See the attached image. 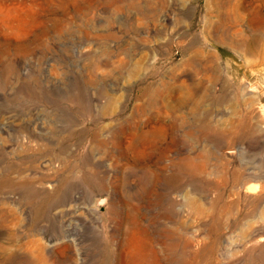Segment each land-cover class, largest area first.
Segmentation results:
<instances>
[{
    "label": "rangeland",
    "instance_id": "374dc122",
    "mask_svg": "<svg viewBox=\"0 0 264 264\" xmlns=\"http://www.w3.org/2000/svg\"><path fill=\"white\" fill-rule=\"evenodd\" d=\"M263 222L264 0H0V264H264Z\"/></svg>",
    "mask_w": 264,
    "mask_h": 264
},
{
    "label": "bare ground",
    "instance_id": "6f19581e",
    "mask_svg": "<svg viewBox=\"0 0 264 264\" xmlns=\"http://www.w3.org/2000/svg\"><path fill=\"white\" fill-rule=\"evenodd\" d=\"M206 127V126H205ZM188 166V170L189 172L191 173V175H194L196 173V170H197V164H196V161L193 159V160H190L187 164ZM261 220H263V218H261ZM264 223V222H263ZM125 249V248H124ZM128 251V250H127Z\"/></svg>",
    "mask_w": 264,
    "mask_h": 264
}]
</instances>
